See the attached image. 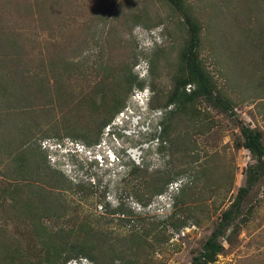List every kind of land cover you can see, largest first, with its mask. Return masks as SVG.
<instances>
[{"label":"rangeland","instance_id":"obj_1","mask_svg":"<svg viewBox=\"0 0 264 264\" xmlns=\"http://www.w3.org/2000/svg\"><path fill=\"white\" fill-rule=\"evenodd\" d=\"M185 2L0 0V264L201 252L256 164L242 127L264 148V0ZM184 10L218 101L169 114ZM258 174L209 264H264Z\"/></svg>","mask_w":264,"mask_h":264},{"label":"trees","instance_id":"obj_2","mask_svg":"<svg viewBox=\"0 0 264 264\" xmlns=\"http://www.w3.org/2000/svg\"><path fill=\"white\" fill-rule=\"evenodd\" d=\"M168 2L174 7H186L189 9L185 5V0H168ZM183 17L189 39L182 54L183 67L176 78L175 88L171 94V103H174L175 105L174 110L170 111L169 114H173L178 108L185 106L195 98L202 97L209 103L213 104H216L218 101L217 96L215 97L214 95V89L216 90V86L214 85L211 76L201 66L196 52L200 40V26L192 17L190 11L184 10ZM187 85H189L188 89L186 88ZM190 87L192 88L190 89ZM216 94L219 93L216 92ZM165 119H168L167 115H165ZM164 122V119L160 121L161 124H164ZM163 131H165V126ZM241 134L243 136V141L239 145L247 149L255 157L256 164L249 167L245 186L238 189L236 199L232 206L221 214L217 225L204 242L201 252H199L198 255L193 256L189 264H209L215 260V256L223 247L218 238L225 232L236 216L240 203L249 192L251 186L256 182L259 171L264 170V148L261 143L260 132L254 131L249 127H242Z\"/></svg>","mask_w":264,"mask_h":264}]
</instances>
